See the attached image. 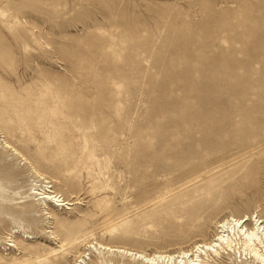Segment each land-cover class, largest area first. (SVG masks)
I'll return each mask as SVG.
<instances>
[{
    "label": "rangeland",
    "instance_id": "obj_1",
    "mask_svg": "<svg viewBox=\"0 0 264 264\" xmlns=\"http://www.w3.org/2000/svg\"><path fill=\"white\" fill-rule=\"evenodd\" d=\"M0 12V264L81 235L53 264H142L88 245L169 254L230 215L264 225V0Z\"/></svg>",
    "mask_w": 264,
    "mask_h": 264
},
{
    "label": "bare ground",
    "instance_id": "obj_2",
    "mask_svg": "<svg viewBox=\"0 0 264 264\" xmlns=\"http://www.w3.org/2000/svg\"><path fill=\"white\" fill-rule=\"evenodd\" d=\"M0 17H3L2 12H0ZM85 143L86 141L83 143V148L87 149ZM55 145L59 148H66L72 146V143L69 139L65 140L62 137L59 141H55ZM4 147L9 150L12 156L19 155V152L6 141H4ZM87 157L93 158L92 152H89ZM24 160L26 159L24 158ZM2 189L3 188L0 185V192ZM41 190L42 192H38L39 194L37 192L33 193L35 195H40L39 199L44 202L50 201L53 202L55 206L61 207L73 205L71 202H65L64 199H61V196H58L54 191ZM253 217L247 215L240 218L233 215L227 216L222 220L215 222V233L208 240L194 242L188 249H180L169 254L152 252L153 254L151 255H145L137 251L133 252L131 250L121 249L101 243H94V245L90 244L88 247L94 248L98 252H100V250H106L111 253H125L134 256V258L140 260L142 264H214L216 262L221 264H264V225H262L263 221H261L257 215H255L254 218ZM49 233L51 238L55 241L60 240V237H58L54 231L51 230ZM82 236L84 235L74 237L68 241L60 240L59 244L55 243L53 248H50L44 254L37 256L33 262L35 264H53L58 258L63 256L62 252L65 250L64 247L67 245H75L77 240ZM225 258L228 259V263L223 261ZM74 260L75 261L72 264H77V260ZM31 262L32 261H29L28 259H24L15 260L10 264H30Z\"/></svg>",
    "mask_w": 264,
    "mask_h": 264
}]
</instances>
